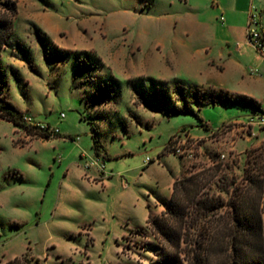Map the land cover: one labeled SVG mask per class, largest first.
Returning <instances> with one entry per match:
<instances>
[{
    "label": "rangeland",
    "instance_id": "374dc122",
    "mask_svg": "<svg viewBox=\"0 0 264 264\" xmlns=\"http://www.w3.org/2000/svg\"><path fill=\"white\" fill-rule=\"evenodd\" d=\"M7 2L15 4V11L0 4V18L11 21L9 35L0 47V63L8 74L5 91L10 101L23 108L34 122L50 123L62 131L77 134L88 149L87 158L96 156L89 136L91 114L81 98L84 88L76 86L82 78L75 75L76 59L84 54L71 53L61 62H49L39 35L47 41L49 53L64 50L91 54L98 65L94 74L106 77L111 74V78H117L121 98L118 103L96 105L98 112L113 113L116 108L118 112L109 115L103 126L102 141L110 158H102V161L111 174L105 172L102 182L93 183L103 187L111 177L116 189L94 195L79 193L74 186L76 182L70 184L65 177L64 166L53 161V155L62 150L74 156L75 141L64 139L56 149L14 146L13 124L0 121V258L29 249L26 252L33 258L50 253L47 264H154V248L159 242L150 229L145 234L127 233L119 248L113 234L119 229L120 215L129 213L135 220L144 217L145 202L157 190L156 180L162 178L164 172L178 171L180 162V177L209 168L210 173L216 172V175L204 190L221 195L224 203L236 195V189L248 187L249 160L257 162L252 171L264 178V171L258 168L264 165V128H250L243 121H233L247 117L238 114V105L191 103L188 112L168 115L143 104L139 97L142 88L135 91L127 83V79L133 77L130 83L141 85L142 79L139 81L135 76L143 77L146 86L152 84V79L162 81L159 86L167 89L164 90L167 95L160 103L153 101L154 104L164 109L182 105L183 95L175 91L173 79L185 86L193 85L188 54L196 49L204 53L208 43L205 34L215 32L212 23L218 14L202 0L191 3L186 0ZM253 3L254 13H262L258 0ZM11 67L19 72L20 79L11 73ZM249 67L245 80H251L253 73L264 76V64L262 72L252 75L253 66ZM244 89L253 91L248 87ZM150 92L155 94V91ZM185 96L190 98L187 92ZM131 114L139 115L142 122H136ZM200 118L213 123L214 128L204 136L190 133L185 147L194 153L192 158L169 151L163 158L159 157L171 137L184 135L183 127L189 132L207 131L200 126ZM125 123L127 132L123 128ZM112 131L123 137H112ZM147 156L153 160L148 163L149 168L143 166ZM160 161H165L170 168L168 172L158 165ZM20 174H24L23 177ZM123 190L129 193L125 199L119 196ZM259 208L264 232V186ZM227 209L223 206L221 212ZM13 222L21 225L15 227ZM85 226L94 227L96 242L93 245L89 243L91 236L79 233ZM106 228L111 232L107 233ZM73 242L79 247L72 249L69 257L59 255L58 259L57 249L68 252ZM40 263L46 264L43 259ZM210 264L233 263L228 255L220 253L213 256Z\"/></svg>",
    "mask_w": 264,
    "mask_h": 264
},
{
    "label": "trees",
    "instance_id": "16d2710c",
    "mask_svg": "<svg viewBox=\"0 0 264 264\" xmlns=\"http://www.w3.org/2000/svg\"><path fill=\"white\" fill-rule=\"evenodd\" d=\"M0 4L15 11L14 3L0 0ZM10 23V20L0 18V47L9 35ZM39 37L45 48V58L49 62L51 60L61 62L71 53L84 54L83 59L79 56L76 59L75 75L82 76L76 86L84 88L81 98L85 101L86 109L91 114L90 119L85 115L84 118L89 119V123L92 125V148L96 155L109 159L110 156L101 143L102 132L97 123V120L105 119L108 116L103 112H98L96 105L117 101L119 94L117 81L111 76L94 74L98 65L88 52L56 50L49 53L48 49L50 48L46 46L47 41L44 36L39 35ZM10 70L17 79L21 78L15 69L11 67ZM161 82L152 79V84L148 86L145 83L139 85L132 82L135 91H139L141 88L146 91V94H143V91L140 90V101L151 110L166 112L168 115L179 114L188 112L191 103H195L198 106L245 105L258 113L250 116L263 113L260 102L245 93L231 92L222 88L185 86L179 80H173V85L175 91L179 95H183L180 98L182 105L164 109L153 102L157 100L160 103L167 95L164 92L167 89H161L159 86ZM7 84L8 74L0 63V119L27 128L31 135L50 137L48 131H43L37 126L31 128L26 126L24 123L26 113L7 98V91H5ZM150 91H155V94H150ZM186 92L190 98H186ZM200 119V126L210 129V126L202 118ZM47 125L49 126V124ZM60 135L62 134L58 132L55 136ZM64 136L72 139L76 137L74 135ZM164 154L163 151L159 157ZM256 163L255 160L248 161L246 174L248 187L236 189V195H232L227 203H224L221 195L204 190L216 175V172L210 173L209 168L176 178L170 199L163 202L165 209L157 214L150 213L147 224L135 230L145 234L150 229V232L158 240L159 243L154 248L156 257L153 259V263L210 264L214 255L222 253L228 255L233 264H264V232L262 211L259 208L264 178L261 177V174L252 171L253 165L255 166ZM258 168L264 171L263 164L258 165ZM251 192L254 193L253 196L250 195ZM223 206L229 208L225 213L221 212ZM194 227L196 231L192 230ZM31 261L34 264H41L39 258H33L27 252L6 261L0 260V264H30Z\"/></svg>",
    "mask_w": 264,
    "mask_h": 264
},
{
    "label": "crops",
    "instance_id": "0c3cea01",
    "mask_svg": "<svg viewBox=\"0 0 264 264\" xmlns=\"http://www.w3.org/2000/svg\"><path fill=\"white\" fill-rule=\"evenodd\" d=\"M193 0H186V2L191 3ZM203 3L206 5V7H210L211 10L218 14L215 16V20H213V26L215 29V32L211 35L207 32L205 34L206 36V42H208L204 47V53H200L198 49L193 50V52L188 54V70L193 76V85L189 86H198L200 88H215V89H225L231 92H238V93H245L247 95H250L257 99L260 102V105L263 109L264 113V76L259 74L256 75L253 72H262L261 66L264 64V58L260 55V53L250 44L247 35H246V25L248 21V11L251 5H254V0H202ZM258 4L260 5L263 10L260 13L262 15V22L264 27V1L258 0ZM206 29L209 30L207 27ZM220 32V34H218ZM249 66H253L251 70L252 73L255 75L251 80H245V72L248 68H251ZM264 72V71H263ZM108 76H111L108 75ZM137 79H142V83L144 82V78L141 76H135ZM130 78L127 79L128 85L132 86V83H130ZM115 80L118 83L119 88V94H118V101H120L121 98V92H120V82L117 78ZM175 80V79H173ZM146 84V83H145ZM233 84V85H232ZM244 87L251 88L253 91H247L244 89ZM82 96V93H81ZM8 100H10L9 96L7 95ZM17 106V105H16ZM228 106V105H227ZM239 106V113L238 114H245V116H250L252 114H255V110L251 111L250 108L244 107L242 105ZM18 107V106H17ZM21 110L25 112V110L21 107H18ZM246 109V110H244ZM250 110V111H247ZM118 108L114 110L113 113H117ZM107 116L113 114L109 112H103ZM31 118L32 116L29 115ZM131 116L135 119L136 122L141 123V118H139V115L131 114ZM141 117V116H140ZM245 118L235 119L233 121L239 120H245ZM33 119V118H32ZM106 119L97 120V123L100 126L102 135H101V143L104 146L106 152L108 149L106 148V145L103 139V126L104 123H106ZM7 121L9 123H12L11 121L0 119V121ZM210 128H214L210 121H205ZM13 124V123H12ZM50 125V123H48ZM146 124L150 126L149 122L147 121ZM51 126V125H50ZM63 126V125H62ZM125 128L124 131H128V126L126 123L123 125ZM53 127V126H52ZM59 133L62 134L60 136H50V137H42V136H36L32 135L31 137H28L26 134V131L17 125L13 124V136L11 137V141L14 146H31L34 148H37L39 150L43 148H53L56 149L60 146L62 141L64 139H70L72 141H75L74 147H75V154L74 156H71L65 151H61L53 155V161L58 163L59 166H64L65 168V177H67L68 182L71 184L72 182H76L74 185L79 193L82 194H89L94 195L96 192H107L108 190H115L116 185L114 184L113 178H108L105 181V184L103 187H100L98 184H93L91 182L86 181L83 178V164L85 161V155L88 152V149L82 145V137H75V139L65 137L64 135H74L77 136V134H74L70 131H62V129L57 126ZM185 129V127H183ZM186 130V129H185ZM196 131L188 132L191 134L201 135L204 136L208 133L210 129L206 130H198L194 129ZM264 130V129H263ZM92 131L89 132L90 136V144L91 149L92 148ZM120 136L121 138L123 136L118 135L117 132L112 131V137ZM62 137V138H61ZM63 139V140H62ZM61 149V148H59ZM110 156V154L108 153ZM87 156V155H86ZM163 158V156H162ZM145 161V160H144ZM150 164V163H149ZM143 163V166L145 168H149L150 165ZM158 165H160L163 169H165L168 172V169L170 168L166 166V163L158 162ZM107 167L105 166V169ZM107 170V169H106ZM105 170V172H107ZM109 171V170H108ZM182 172V165L180 162V167L178 171L174 172L170 170L169 174H166L164 172L162 178L156 180L157 184V190L153 191V195H151V198L146 200V213L142 219L135 220L134 216H131L129 213L125 215H120L118 217L117 226L119 229H117L116 232L113 234V238L117 243V247L121 245L122 238L129 232L135 231L136 229L145 226L147 224V219L149 217L150 213L156 214L160 213L165 209V205L163 204L164 201H168L171 197L172 191H173V185L176 180V178L180 177ZM18 172H14L13 174H17ZM111 174L110 172H107ZM23 175L24 174H20ZM113 177V176H112ZM121 182V181H120ZM129 195L128 192H125L124 190L119 195L122 198H126ZM161 208V210H159ZM15 223V222H13ZM12 223V224H13ZM18 226L14 225L15 227H19L21 224L20 222L15 223ZM112 226L109 225V228ZM106 228V232L110 233L111 229ZM79 233H86L89 236H91V240L89 243L93 245L96 242V236L94 233V227H83L82 231H79ZM75 234V231L72 233ZM72 236V235H70ZM70 238V237H68ZM107 241L108 238H105ZM88 242V241H87ZM87 243V244H89ZM77 246L74 242L70 246V250L68 252L61 251L56 248L59 253L56 252V257L60 255L61 257H69L70 251ZM29 250V249H27ZM26 250V251H27ZM26 251H22L20 253H13L11 255H3L0 260L6 261L9 259H12L16 256H19ZM55 254V253H54ZM47 256H38L40 260H44L45 263L48 260L50 253H46ZM60 259V258H58ZM47 264V263H46ZM60 264V262H59Z\"/></svg>",
    "mask_w": 264,
    "mask_h": 264
},
{
    "label": "built area",
    "instance_id": "2783aa9c",
    "mask_svg": "<svg viewBox=\"0 0 264 264\" xmlns=\"http://www.w3.org/2000/svg\"><path fill=\"white\" fill-rule=\"evenodd\" d=\"M254 10V5H251L249 8V17L246 25V35L250 44L264 58V27L262 22V15L255 14ZM242 121L243 123H246L250 128H264V113H261L257 116H248L245 120ZM24 123L28 128L37 126L43 131H48L50 136H55L59 132L58 128L56 127L34 122L33 119L27 114L24 115ZM22 128L26 131L28 137L32 136L30 133H28L27 128ZM183 132L184 135L178 134L171 137L170 142L164 148V152H173L174 154L185 158L193 157L194 153L191 150L186 149L185 147V141L188 139V137H190V133L185 129L183 130ZM152 161L153 160L147 156V158L145 159V164H148ZM83 170V177L89 182L99 183L104 180L105 164L103 163L102 157L100 155H96L95 157L91 158H87V156L85 155Z\"/></svg>",
    "mask_w": 264,
    "mask_h": 264
}]
</instances>
